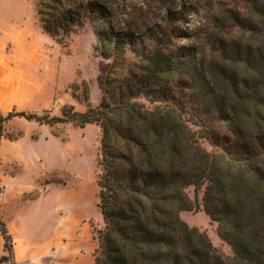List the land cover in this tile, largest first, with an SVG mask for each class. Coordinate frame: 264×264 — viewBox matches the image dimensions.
Here are the masks:
<instances>
[{"label": "trees", "instance_id": "obj_1", "mask_svg": "<svg viewBox=\"0 0 264 264\" xmlns=\"http://www.w3.org/2000/svg\"><path fill=\"white\" fill-rule=\"evenodd\" d=\"M36 14L54 38L89 23L110 60L98 105L6 116L99 126L95 264H264V0H38ZM201 190L231 256L180 217ZM0 234V264H17L1 218Z\"/></svg>", "mask_w": 264, "mask_h": 264}, {"label": "rangeland", "instance_id": "obj_2", "mask_svg": "<svg viewBox=\"0 0 264 264\" xmlns=\"http://www.w3.org/2000/svg\"><path fill=\"white\" fill-rule=\"evenodd\" d=\"M37 2L0 0V218L14 242L16 236L22 239L15 255L18 264H36L33 246L51 232L46 225L62 226V215L77 196L85 199L88 209L82 214L88 217L93 233L98 235L104 226L97 206L99 126L39 124L20 116L6 117L14 110L47 119L62 116L65 106L84 111L102 99L99 65L110 60H103L95 50L91 25L84 23L64 39L54 38L41 27ZM126 70L124 60L114 72L122 76ZM49 91L48 106L35 109L36 94L49 97ZM141 101L152 107L145 99ZM199 141L207 151L217 150L207 139L199 137ZM202 190L200 209L182 210L180 217L206 233L220 252L231 256V246L218 235L217 222L202 209ZM185 191L194 197L193 186ZM45 195L53 197L48 204L42 203ZM51 204L52 212L44 216ZM3 243L0 234V254H5Z\"/></svg>", "mask_w": 264, "mask_h": 264}, {"label": "crops", "instance_id": "obj_3", "mask_svg": "<svg viewBox=\"0 0 264 264\" xmlns=\"http://www.w3.org/2000/svg\"><path fill=\"white\" fill-rule=\"evenodd\" d=\"M51 97L52 91L49 97L48 94H36L35 109H45ZM50 196L45 195L42 203L48 204ZM32 202L34 201L30 203ZM86 209L88 207L85 199L77 196L70 203L66 213L62 215V226L51 225V223L46 225L47 219L44 217V225L48 226L51 232L49 231L44 237L38 239L37 244L33 246L34 254H36L33 260L36 264H95V251L99 247V239L93 233L88 217L82 214V210ZM52 210L51 204L50 210H44L43 215L49 214ZM14 240L15 256L17 245L22 242V239L16 236Z\"/></svg>", "mask_w": 264, "mask_h": 264}]
</instances>
